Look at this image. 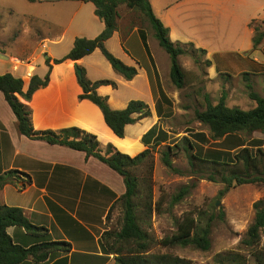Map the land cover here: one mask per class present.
I'll return each mask as SVG.
<instances>
[{"label":"crops","instance_id":"crops-1","mask_svg":"<svg viewBox=\"0 0 264 264\" xmlns=\"http://www.w3.org/2000/svg\"><path fill=\"white\" fill-rule=\"evenodd\" d=\"M74 1L80 4L63 24L61 36L53 34V28L37 29L35 42L38 40L41 44L44 56L42 71H38L34 64L38 47L23 49L18 41H0V53L8 56V59L0 58V75L11 73L22 78L24 90H27L33 76L44 78L50 72L48 85L35 91L28 103L35 130L58 131L77 127L95 134L103 147L112 144L122 153L137 156L152 145L155 136L148 138L150 145H146L143 138L152 128L159 129L164 114L157 76L162 82L160 59L152 51L149 38L151 54L148 53L140 27L132 23L124 32L118 27L106 43L114 56L137 69L132 80L117 74L100 50L77 61L55 64L53 60L64 57L76 38L93 39L105 28L104 22L95 14L92 2ZM258 1L151 0V4L155 15L169 29L171 41L192 43L195 49L204 50V59L209 61L210 78L213 73L240 71L252 78L261 76L262 83L264 40L255 49L254 29L250 26L255 18L252 12L261 5L257 6ZM229 19L244 24L243 35L235 38L221 34L222 26ZM257 20L264 24V10L261 19ZM26 31L32 30L28 28ZM48 40L55 46L60 43L63 46L52 50L47 45ZM8 46H15L17 54L10 55ZM49 58L51 68L46 63ZM14 59L22 61L18 71L14 69ZM79 66L85 69L91 81L108 79L116 82L115 88L102 85L97 89L100 95L108 97L113 109L121 110L131 100H142L150 106L151 116L128 125L125 137H118L107 125L101 109L88 99H80L83 89L78 80ZM27 72H31V77H26ZM262 89L263 85L261 95ZM10 170L28 174L31 183L21 191L13 185H6L0 190V204L24 209L35 226L48 229L52 241H66L72 245L70 253L57 256L46 264L64 260L70 264L113 263V255L103 254L100 238L111 229V221L118 211V207L113 206L126 191L123 177L98 159L87 158L84 152L20 134L17 118L0 91V175ZM8 233L19 244L30 246L35 243L24 228L11 227Z\"/></svg>","mask_w":264,"mask_h":264},{"label":"trees","instance_id":"trees-1","mask_svg":"<svg viewBox=\"0 0 264 264\" xmlns=\"http://www.w3.org/2000/svg\"><path fill=\"white\" fill-rule=\"evenodd\" d=\"M31 3L40 0H28ZM92 2L95 6V14L101 19L105 28L101 34L93 39L76 38L72 49L62 58L54 59L55 64L66 60L77 61L91 55L96 50H100L109 61L114 71L124 77L126 80H132L137 75V69L126 65L119 58L114 56L106 47L107 41L113 36L118 28V21L121 17V7L126 6L135 10L140 16L144 17L151 25L154 31V37L159 46L167 52L170 57V78L172 83L182 89L185 86V72L182 68L179 58L187 53L186 48L193 44H183L173 42L169 37V29L164 26L161 20L155 15L151 0H85ZM255 21L251 23L254 29V48L256 49L264 40V28L254 26ZM140 35L144 45L150 53L148 37L145 30L139 28ZM197 50V49H195ZM204 52V50H202ZM50 58L46 61L49 68ZM78 80L83 89L80 99H88L96 104L102 111L107 125L120 138L125 137L126 127L135 124L142 118L151 116L150 106L142 100H131L127 107L121 110H115L111 107L108 97L102 96L97 89L102 85H112L117 87L113 80L91 81L86 76V71L78 67ZM247 75V74H245ZM50 72L44 78L35 75L32 77L29 87L24 90V80L15 77L11 73L0 75V91L17 118V129L20 134L27 136L32 140L45 141L52 145H61L70 149L81 151L87 158L94 157L106 164L112 170L121 175L124 179L126 191L114 204L119 205L123 211V222L119 231L107 230L101 238L100 244L103 254L114 256L117 264H188L187 261L168 254H150V238L141 222L143 218L139 216L141 209L140 203V179L139 176L132 173L133 169L143 164L151 155L152 150L162 145L167 139L168 134L161 129L152 128L143 138L146 145H150L148 138L154 137L152 145L137 156L131 157L122 153L112 144L103 147L97 136L77 127L65 128L58 131L46 130L37 131L32 124V112L29 106L35 91L48 85ZM248 96L256 103V106L249 110H244L238 106H228L227 92L223 91L219 101L212 103L211 97L205 93L206 102L203 111H196V119L207 126L210 131V138L205 134H195L191 140L188 136H183L179 141L183 142L182 149L189 155L194 165V161L208 163L213 165L220 164L221 159L227 158L230 154L227 151L211 152L201 158L202 151L196 152V146L199 142L207 140L220 141L229 140L238 134H253L255 132H264V96L254 91L253 86L247 83ZM160 98L167 101L166 94L160 88ZM163 103V102H162ZM197 139V140H196ZM177 149L181 148L179 143L175 144ZM238 152L234 155L236 163L243 164L244 168H258L264 161V144L258 146L256 152H252L250 146L240 143L237 145ZM173 147L169 146L163 152V162L171 170H175L171 161ZM195 151V153H194ZM211 181L216 178L210 177ZM261 181L264 184V177L254 178L251 175H242L233 172L229 176H223L221 182L226 186L220 192V195L226 194L230 188L237 185L254 183ZM22 182V184H21ZM31 183V177L28 174L18 170H10L0 175V190L6 185H13L18 190H23ZM189 193L188 187L180 189L172 200V205L180 202ZM148 200L145 204L147 214L152 217L155 211L160 212L161 200H153V188L148 189ZM255 218L253 223L247 229L242 243L249 248L258 250L262 245V232L264 231V199H261L253 205ZM11 227L24 228L35 243L30 246L22 245L14 241L8 233ZM211 222L204 227L200 226L197 218L192 213L185 214L178 223L177 232L172 236H167L160 243L162 246L172 248L176 246H194L204 251L211 248ZM72 251V245L66 241H52L48 229L35 226L26 216L24 209L20 207L0 204V264H46L54 260L59 255H67ZM262 255V252H261ZM232 264H239L240 260L237 254L226 256ZM32 260L33 262H29ZM261 264L264 262L261 261Z\"/></svg>","mask_w":264,"mask_h":264},{"label":"rangeland","instance_id":"rangeland-1","mask_svg":"<svg viewBox=\"0 0 264 264\" xmlns=\"http://www.w3.org/2000/svg\"><path fill=\"white\" fill-rule=\"evenodd\" d=\"M79 4V1L74 0H41L37 3H31L28 0H0V41L9 43L18 41L23 49L30 46L38 47V57L34 64L38 71H42L44 56L41 51L43 48L38 40L35 42V34L37 35L38 30L46 31L53 28V34L61 36L63 24L75 12ZM88 6L92 7V5ZM257 6L252 12L255 13L256 19L250 22V26L255 21L254 26L264 28V24L257 20V18L261 19L264 0L258 1ZM121 14L118 27L122 29V32L132 23H136L146 31L152 51L161 62L162 82L160 76H157L159 86L167 97V101H162L164 114L159 129L168 134V139L152 150L149 158L132 171L140 179L141 198L138 202L141 209L138 213L143 218L140 223L142 228L149 234L151 246L149 253L168 254L185 260L188 264H232L224 258L237 254L239 264H261V261L264 262V231L262 232V245L258 250L246 247L242 240L255 218L254 203L264 199V184L261 181L243 185L234 184L226 194L220 195V192L226 186L221 182L223 176H229L234 171L242 175L249 174L254 178L264 177V161L258 168L247 170L243 164L236 163L234 159V155L239 150L237 145L240 143L250 146L252 152H256L258 146L261 143L264 144V132H255L250 135L238 134L225 141L224 139L220 141L209 139L207 142L197 143L196 152L202 151L200 152L201 158L211 152L223 150L229 152L230 155L221 159L218 165L200 161H194L193 165L189 155L182 149L183 142L179 140L183 136L195 140L193 136L198 133H203L210 138L208 127L197 121L195 115L196 111L205 109L206 102L203 96L205 93H208L212 103L216 104L223 91H226L228 106H238L249 110L254 108L256 103L248 96L247 83L250 81L254 91L261 95V86H264V81L261 83V76L252 78L249 74L245 75L240 71L218 75L213 73L210 78L209 61L204 59V52L187 47V53L179 58L185 72V86L178 89L170 78V57L159 46L150 23L135 10L126 6L121 7ZM226 22L221 28V34L235 38L243 35V23L231 22L230 19ZM28 28L32 31H26ZM47 45L53 50V48L61 49L63 43L55 46L48 40ZM7 49L10 55L17 54L14 52L15 46H8ZM262 91V96H264V89ZM177 142L181 147L179 149L174 147ZM169 146L174 149L171 161L173 168L177 171L168 168L162 159L163 152ZM210 177L216 178V181H211ZM150 186L153 188L154 203L161 200L162 205L160 212L155 211L152 217L147 214L145 208ZM183 187H188L189 193L180 202L172 205L174 196ZM188 213L194 214L202 227L211 222V248L208 251L192 245L172 248L161 245L160 242L164 238L177 232L178 223ZM122 222L123 211L119 205L111 221L110 230L119 231ZM65 262L66 260L56 264H65ZM66 264L70 263L66 262ZM112 264H117L115 259Z\"/></svg>","mask_w":264,"mask_h":264},{"label":"built area","instance_id":"built-area-1","mask_svg":"<svg viewBox=\"0 0 264 264\" xmlns=\"http://www.w3.org/2000/svg\"><path fill=\"white\" fill-rule=\"evenodd\" d=\"M15 61V62H14ZM14 63H15V67H14V69L16 70V71H18L19 69H20V66L22 65V61L21 60H19V59H14ZM26 77H31V72H27L26 73Z\"/></svg>","mask_w":264,"mask_h":264},{"label":"water","instance_id":"water-1","mask_svg":"<svg viewBox=\"0 0 264 264\" xmlns=\"http://www.w3.org/2000/svg\"><path fill=\"white\" fill-rule=\"evenodd\" d=\"M0 58L8 59V56H6L3 53H0ZM78 73H80V70L78 69Z\"/></svg>","mask_w":264,"mask_h":264}]
</instances>
